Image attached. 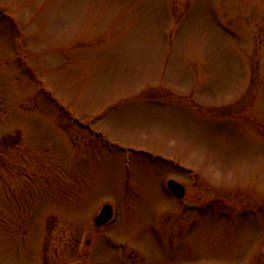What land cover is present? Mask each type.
<instances>
[{"label":"rangeland","instance_id":"rangeland-1","mask_svg":"<svg viewBox=\"0 0 264 264\" xmlns=\"http://www.w3.org/2000/svg\"><path fill=\"white\" fill-rule=\"evenodd\" d=\"M85 263L264 264V0H0V264Z\"/></svg>","mask_w":264,"mask_h":264},{"label":"water","instance_id":"water-1","mask_svg":"<svg viewBox=\"0 0 264 264\" xmlns=\"http://www.w3.org/2000/svg\"><path fill=\"white\" fill-rule=\"evenodd\" d=\"M168 188L177 199H183L186 195V188L184 187V185L176 181H169ZM112 218L113 208L111 205L106 204L105 206H103L100 213L97 215L95 219V225L97 227H102L107 224Z\"/></svg>","mask_w":264,"mask_h":264},{"label":"flooded vegetation","instance_id":"flooded-vegetation-1","mask_svg":"<svg viewBox=\"0 0 264 264\" xmlns=\"http://www.w3.org/2000/svg\"><path fill=\"white\" fill-rule=\"evenodd\" d=\"M99 228V227H98Z\"/></svg>","mask_w":264,"mask_h":264}]
</instances>
